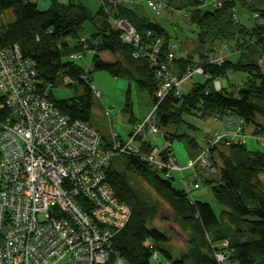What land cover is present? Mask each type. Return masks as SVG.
<instances>
[{
    "label": "trees",
    "instance_id": "trees-1",
    "mask_svg": "<svg viewBox=\"0 0 264 264\" xmlns=\"http://www.w3.org/2000/svg\"><path fill=\"white\" fill-rule=\"evenodd\" d=\"M48 1L50 6L40 9L30 0H0V11L4 14L9 11L12 18L0 27V44H17L23 55L34 61L41 82L39 88H47L49 99L71 120L88 122L92 75L104 71L113 78L131 79L138 88L149 93L152 106L156 105V122L170 144L174 139H186L189 148L198 146L195 139L177 132V127L184 122V114L203 119L218 117L225 122L240 117L245 127L254 126L252 133L264 135V124L255 119L256 113L264 114L263 107L258 104L259 99H264V70L258 61H264V0H222L219 6L212 0H165L169 5H177L175 9L185 11L186 19L194 25L196 55L189 56H174L170 33L159 22L138 11L141 0L133 4H138L136 7L116 1L109 13L133 27L139 36L137 43L123 39V31L111 24L103 8L99 10L102 18L96 24L83 6H75L71 0L67 4ZM238 7L249 11L246 18L250 23L236 17ZM87 21L91 22L92 28H88L91 31L85 29ZM156 41L157 52H154ZM216 45L231 47L239 56L235 61L225 58L221 63L212 62L216 57ZM104 52L117 59L105 61L100 57ZM170 53L173 56L169 61ZM74 54H79L80 58H72ZM162 66H165L163 70ZM194 67L202 68V74L198 75L204 76L203 81L193 82L186 92L181 87L179 94L172 89L159 101L156 93L166 77L180 81ZM236 71L248 73L237 89L221 87L217 90L214 87L216 79ZM65 77L71 81L64 84L71 87L76 81L84 93L64 99L55 97L52 88ZM169 126L175 128L174 132L168 130ZM109 140L102 139L105 143ZM153 146L143 140L142 152L147 153ZM169 148L166 147L163 154H172ZM209 149V160L218 174L216 178L208 176L203 180L210 185L216 203L225 207L220 211L221 219L210 203L191 199L189 190L175 189L173 174L166 177L162 170L137 155L119 157H125L127 168L154 189L170 206L177 223L188 231L189 248L174 263L264 264V187L258 179L264 172V146L261 150H249L239 140L217 143ZM110 165L107 169L109 185L118 201L130 208L128 222L112 239V251L126 264H157L159 255L171 258L170 250L160 245L169 237L157 227L147 226L156 215L157 205L143 199L127 177L113 167L112 161ZM222 241L227 245L221 246ZM222 250H226L227 256L219 262L215 253ZM154 252L157 261L152 258ZM114 263L111 256L104 264Z\"/></svg>",
    "mask_w": 264,
    "mask_h": 264
},
{
    "label": "built area",
    "instance_id": "built-area-1",
    "mask_svg": "<svg viewBox=\"0 0 264 264\" xmlns=\"http://www.w3.org/2000/svg\"><path fill=\"white\" fill-rule=\"evenodd\" d=\"M145 1L154 11L161 7L158 1ZM212 1L219 6L222 0ZM3 23L0 11V27ZM172 56L170 53L169 61ZM214 61L222 62L219 58ZM258 61L264 65L262 59ZM193 74H202V68L189 69L184 78ZM40 83L34 61L17 44H0V264H104L111 256L114 264H126L112 251V239L128 222L130 208L118 201L109 185L111 161L124 154L137 155L166 177L186 168L150 139L161 133L154 117L156 105L150 115L135 123L127 139L119 140L113 134L105 143L88 122L71 120L62 113L49 99L47 88H39ZM180 84L166 77L156 97L161 101L173 87L179 94ZM213 85L219 90L218 82ZM91 88L100 97V91ZM231 123L245 127L240 117L227 119L229 128L223 132L233 136L227 139L219 133L214 143L242 140ZM143 140L154 145L147 153L142 152ZM209 150L207 147L192 168L198 165L216 172ZM192 187L198 185L187 182L186 190ZM226 256V250L215 253L219 262ZM152 258L157 260L156 252Z\"/></svg>",
    "mask_w": 264,
    "mask_h": 264
},
{
    "label": "rangeland",
    "instance_id": "rangeland-1",
    "mask_svg": "<svg viewBox=\"0 0 264 264\" xmlns=\"http://www.w3.org/2000/svg\"><path fill=\"white\" fill-rule=\"evenodd\" d=\"M69 0H58L67 4ZM75 6H83L85 13L89 15L92 19V22L98 23L102 16L99 14V10L103 8V11L110 13L112 6L115 2H123L126 5L132 6L135 2L128 0H71ZM138 5V11L150 20L159 22L166 30L167 33H170L172 43L171 51L174 56H189L195 54V48L197 47V42L195 41V28L194 25L186 19L188 17L187 13H184L183 10L175 9L177 5H169L165 0H154L161 3L156 11L152 10L145 0ZM249 1V0H247ZM50 1L48 0H39L37 3L38 8L46 9L48 8ZM133 5V6H137ZM240 8V7H238ZM246 8L239 9V15L236 13V17H239L243 22H247L250 14ZM4 14V12H3ZM186 14V15H185ZM5 21L11 20V13L7 11L4 14ZM109 21L113 24L114 27L120 28L122 32V37L124 40L134 41L137 43L139 36L135 33L134 30L130 32L128 29L131 25L118 17H113L109 14ZM252 21V20H250ZM128 24L126 26L125 24ZM249 22V21H248ZM250 23V22H249ZM123 24V25H122ZM132 27V26H131ZM88 28L91 27V22L87 21L85 24V29L91 31ZM133 29V27H132ZM157 42V41H156ZM156 42L154 43V50L157 49ZM225 45V44H224ZM224 45H216L215 49V58L224 60L225 58L235 61L239 56L238 51H234L231 47H225ZM221 46V49L219 47ZM224 46V47H223ZM196 55V54H195ZM105 61L113 62L117 59V56H113L109 52H104L100 54ZM195 58H197L195 56ZM214 59V58H213ZM264 70V65L261 66ZM248 73L236 71L229 72L225 77L218 78L215 81L220 84V88H227V90L237 89L238 86L242 85L243 81L247 79ZM92 85L94 89L99 90L101 95L100 97H95V91H92L90 100L92 105L90 107V116L88 122L91 126L101 134L103 140H109L111 135L114 133L119 135L122 139H127L132 134L133 126L136 122H141L142 119L151 114L154 110L152 106L153 100L150 97L149 93L142 88H138L135 82L131 79L126 78H113L107 72L96 71L92 75ZM204 76L194 74L193 77L182 78L181 84L179 85L184 89L183 91H188L191 88L193 82L203 81ZM62 83L58 86L52 88V92L57 98H70L77 95L83 94V87L75 81L73 86H68L63 79ZM64 84V85H63ZM219 88V89H220ZM173 90L176 87L172 88ZM258 104H260L264 109V99H259ZM109 112V113H108ZM108 113V114H107ZM256 121L264 124V114L259 112L255 114ZM132 120H129V119ZM184 122L177 127L178 134H187L190 138L195 139L198 146L195 148H189L187 140H177L170 144V141L167 140L164 130H161V133L158 132L156 135L150 137L151 141L157 144L161 152H165L166 147H170L176 162L179 166L185 167L184 171L173 173V186L176 189H185L186 183L189 182L192 185L194 183L198 184L197 188L192 187L188 191V195L191 199L202 200L206 203H210L214 213L219 219L220 211L225 209V207L219 203H216L213 193L211 192L210 185L204 182L203 179L210 176L211 178H216L218 171H210L208 168H201L200 166L197 169L192 168L198 161V158L204 153L207 147L214 146L216 143V136L219 133H224V138H231L233 135H230L226 131L229 127L226 125L224 120L216 117H207L206 119L199 118L197 115L184 114ZM151 119V118H150ZM152 120V119H151ZM150 120V121H151ZM232 127H236L235 123H231ZM264 126V125H263ZM254 126L252 124L246 125V127L238 128V138L241 137V141L245 143L246 148L253 150H261L264 146V136L263 134H254L252 133ZM170 132H174L175 128L172 126L168 127ZM146 132V129H144ZM236 137V136H235ZM147 141V140H146ZM133 142L140 143L139 140H133ZM217 143H224L222 140H218ZM162 156V153L160 154ZM194 156V157H193ZM125 157L116 156L112 160L113 167L118 171L123 173L129 180L130 185L136 191L139 192L140 196L143 199H146L148 202H151L157 205V211L154 218L150 219L147 223L148 227H157L162 233L166 234L167 242L161 243V247L170 250L171 258L167 259L163 255H159V260L157 264H176L175 260H178L180 255L184 253L189 247L187 237V232L182 229V227L175 220V216L170 208V206L157 195L154 189L143 181L138 175L134 174L133 171L129 170L125 164ZM189 166V167H187ZM198 166V165H197ZM217 169V168H216ZM158 174L163 177L162 173L157 171ZM258 179L263 184L264 187V172L258 175ZM189 264V263H186Z\"/></svg>",
    "mask_w": 264,
    "mask_h": 264
},
{
    "label": "water",
    "instance_id": "water-1",
    "mask_svg": "<svg viewBox=\"0 0 264 264\" xmlns=\"http://www.w3.org/2000/svg\"><path fill=\"white\" fill-rule=\"evenodd\" d=\"M123 24H125L124 22H123ZM126 26H128V24H125Z\"/></svg>",
    "mask_w": 264,
    "mask_h": 264
},
{
    "label": "crops",
    "instance_id": "crops-1",
    "mask_svg": "<svg viewBox=\"0 0 264 264\" xmlns=\"http://www.w3.org/2000/svg\"><path fill=\"white\" fill-rule=\"evenodd\" d=\"M187 235H188V232H187Z\"/></svg>",
    "mask_w": 264,
    "mask_h": 264
}]
</instances>
